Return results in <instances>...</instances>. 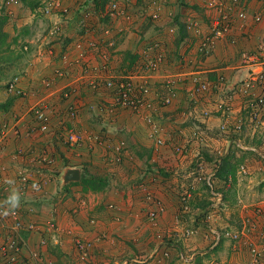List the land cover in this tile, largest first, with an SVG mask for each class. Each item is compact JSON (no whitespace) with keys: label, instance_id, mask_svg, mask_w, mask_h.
<instances>
[{"label":"crops","instance_id":"0c3cea01","mask_svg":"<svg viewBox=\"0 0 264 264\" xmlns=\"http://www.w3.org/2000/svg\"><path fill=\"white\" fill-rule=\"evenodd\" d=\"M87 1L64 0L63 3L71 8L67 16H44L39 11L38 0L22 1L13 6V14L8 16L5 26L12 48L18 44L26 45L24 53L27 52V59L19 75L27 95L18 97L9 94L8 109H0V166L6 167L5 180L0 182V205L13 207L15 203V207L24 213L25 220L43 223L54 218L59 228L54 236L39 231L25 233L27 247L24 253L27 256L30 250L39 249L43 254L40 264H83L72 241L76 233L96 240L91 260L95 264H124V261L157 264L158 259H163V264H195L198 253L205 264L215 261L248 264L247 247L240 242L247 241L250 236L254 239L252 228L249 229L250 236H243L238 231L236 245L224 238L217 245L216 253L209 251L214 248L213 245L208 250L195 251L197 246H193L192 238L181 237L183 226L190 223L183 218L185 211L179 192L181 186L186 185L188 187L182 189L183 193L194 196L191 187L197 181L194 170L195 161L201 157L196 156L200 147L205 144L211 147L208 149L210 152L216 153L215 149L223 150L227 144L226 153L235 143L240 149L232 155V160L245 165L246 173L241 174L238 168L234 177H230V187L224 189L225 194L232 198L231 201L226 198L227 214L206 210L202 213V222L207 225L209 222L216 229H239L238 223L225 219L229 211L248 212V205L254 202L264 205V109L262 118L253 121L250 118L253 116L242 109L246 106L245 96L238 91L239 85L235 86L248 76L249 67L241 64V52L254 50L264 39V20L254 24L250 16V27L245 32L236 29L218 41L211 55L204 56L199 51V44L210 30L203 12L205 0H159L161 16L156 21L150 15L154 0H133L130 8L132 20L120 18L115 21L112 35L115 43L108 47L112 52L111 69L119 73L124 65H129L128 61L135 53H139L141 58L152 56L155 51L147 48L155 42L162 46L165 60L150 75L152 110L136 113L118 107L115 112H110L105 106L108 97L105 100L102 93L96 94L86 86L75 87L73 84L80 75V66L65 64L61 59L66 51L72 60L79 53L74 47L83 33L79 24V9ZM108 1L99 0L102 5ZM258 5L253 1L249 12H256ZM38 16L46 23L42 30L36 27ZM188 18L200 20L202 31L197 33L186 29L184 22ZM170 25L177 27L175 34L167 31ZM54 27L59 28L52 33ZM118 28L123 31L119 32ZM24 32L27 34L23 35ZM100 35L96 33V36ZM90 59L96 62L95 53ZM57 67L65 70L64 76L57 77ZM171 75L179 78L177 96L170 105L163 106L159 103L160 95L164 92L166 79ZM219 76L226 82L219 90L215 88L194 97V77L216 82ZM45 78L51 81L50 87L42 84ZM136 81H141V78H136ZM262 86H256L253 92L264 94ZM69 87L78 88L77 94L79 92V95L73 94L68 99L80 104L79 116L74 120L67 117L68 101L63 97ZM228 89L233 95L231 104L235 113L229 117L216 109V103L226 98L224 90ZM45 98H48L51 112V128L48 132H41L35 129L30 109ZM149 117L151 121H148ZM236 118L245 120V127L238 132L242 137L217 139L220 125L230 122L229 126H233ZM153 123L161 127L168 145L157 147L149 138L147 131ZM14 124L18 125L19 136L12 129ZM64 127L107 135L114 144L125 140V155L123 159H113L114 155L108 154L105 147L89 142L81 148H71L59 136L58 131ZM30 129L34 130L31 134L28 133ZM196 133H206L203 141L194 138ZM214 133H217L216 137ZM250 134L255 135L247 138ZM175 143L186 146V157L174 153L172 146ZM44 153L53 159L51 165L45 166L34 160L41 159ZM70 168L79 169L81 178L86 172L104 177L107 185L100 190H86L79 183L81 178L65 182L64 177ZM22 172L32 173L33 178H44L46 183L39 190L29 189L21 193L15 179ZM194 192L201 193L199 189ZM146 193H153L164 204L156 224L148 216L151 205L145 200ZM93 219L95 221L91 222ZM258 224L256 228L264 227V217ZM70 229L73 230L71 235L68 234ZM42 236L47 241L45 244L41 243ZM210 243L207 241L208 246ZM165 250L170 251L167 258L163 256ZM200 261L198 258L199 264Z\"/></svg>","mask_w":264,"mask_h":264},{"label":"built area","instance_id":"2783aa9c","mask_svg":"<svg viewBox=\"0 0 264 264\" xmlns=\"http://www.w3.org/2000/svg\"><path fill=\"white\" fill-rule=\"evenodd\" d=\"M39 11L44 16L60 14L67 16L70 14L71 8L65 5L64 0H38ZM255 1L258 3L256 12H249V5ZM133 0H109V2L99 5L96 0H88L79 9V24L82 28V36L75 42L74 47L79 51L78 55L72 60L67 51L62 54L61 59L65 64L78 65L81 68L80 75L74 80L75 87L86 86L94 93H102L105 101V106L110 112H115L118 107H124L133 110L136 113H141L143 110H152L154 108L153 100L150 97L152 85L150 75L157 71L160 65L165 60V52L159 42L153 43L147 48L149 51H155L152 56L141 58L132 66L124 65L123 69L116 73L111 69L112 52L109 48L115 43L113 39V30L115 21L120 18L132 20L133 14L130 11ZM21 4V0H0V15L13 14V6ZM153 10L150 15L153 20H159L161 13V2L154 0L152 2ZM203 12L207 18L210 30L207 31L201 38L199 51L202 55H211L217 46L218 41L224 39L236 29L245 32L250 27L249 18L252 16L253 23L259 24L264 20V0H205L203 4ZM96 19V20H95ZM99 23L102 25L100 26ZM185 27L188 30L197 33L202 31L201 21L194 18H188L185 22ZM105 24V25H104ZM59 27H54L52 33ZM119 32L123 29L118 28ZM170 34L177 32L175 25H170L167 28ZM101 33L96 36V33ZM109 47V48H108ZM95 53L96 62L93 63L90 56ZM241 64L249 67L247 78L240 81L235 86H238V91L247 97L253 98L252 105L258 107L254 109V114L260 113V106H264V96L255 95L252 91L256 86L264 85V39L260 41L254 50H244L241 52ZM57 77L65 75V70L62 67H57L55 70ZM141 78L137 82L136 78ZM20 75L14 76L7 84V91L10 94L19 97L27 95L26 90L21 86ZM219 82H211L201 77H194V85L192 92L194 97L213 90L218 84H225L224 78L219 76ZM179 78L177 76H169L164 84V93L160 95L159 103L163 106L170 105L177 96ZM223 82V83H222ZM42 84L45 87L51 86V81L42 79ZM69 87L65 90L63 97L66 98L67 107L66 114L70 119H76L80 113V104L70 101L69 98L73 94H77L78 88ZM79 95V92L78 94ZM233 95L228 93L225 102L219 103L218 108H230L229 100ZM48 98L40 99L30 112L36 123L37 130L48 132L51 128V112L49 110ZM193 98L192 100H194ZM151 121V118H148ZM17 124L13 125V130L19 136ZM35 128V129H36ZM34 130L30 129L29 134ZM60 138L71 148H81L87 142L93 145L105 147L108 154H113V159H123L127 149L125 140H120L114 144L106 135L86 132L74 127H64L58 131ZM149 137L152 138L157 147L166 144L165 137L159 134V128L153 124L149 131ZM181 151V150H180ZM41 159H34L42 164L51 165L53 159L45 153ZM4 170L6 167L0 166V182L5 180ZM16 182V181H15ZM17 185L21 193L27 192L29 189L39 190L46 183L44 178H33L29 173H21L17 177ZM215 200L221 201L223 194L212 191ZM146 202L151 205L148 212L149 218L156 224L158 215L164 210L162 201L155 197L153 193H146ZM216 205V203H214ZM5 213H7L5 215ZM93 219L91 222H94ZM59 228L56 225L55 219H49L46 222L38 223L32 220H25L24 213L18 207H8L0 205V264H40L43 254L39 249L30 250L29 255L24 253L27 247L25 233L32 232H48L53 236L58 234ZM223 232L229 234V231L214 230L218 241L221 239ZM73 230L70 229L68 234L71 235ZM100 237V236H99ZM101 238V237H100ZM233 239H239V233L232 235ZM60 243V240H57ZM72 241L75 243L79 252V259L83 264H95L92 262V249L96 243L95 239L83 237L80 234H74ZM45 238H41V243L45 244ZM257 246H252L251 254L253 264H263L264 253ZM264 250V247H263ZM170 255L169 250L163 252V256L167 258ZM183 257V255L181 256ZM129 261H124V264H130ZM157 264H163V259H158Z\"/></svg>","mask_w":264,"mask_h":264},{"label":"rangeland","instance_id":"374dc122","mask_svg":"<svg viewBox=\"0 0 264 264\" xmlns=\"http://www.w3.org/2000/svg\"><path fill=\"white\" fill-rule=\"evenodd\" d=\"M96 2L99 5H102L99 2V0H96ZM37 24L38 25H36V27L41 29V30L46 26L45 20L41 16H38ZM16 44H18V43H16ZM25 46L23 44H21V45L18 44L16 46V48H12L11 44H10V47L7 48L6 52H3L0 54V103H7L10 101L9 100L10 99L9 98L10 92L7 91V84L9 83V81L14 76H17V74L19 75L20 71L24 70L23 66L25 65L26 59H27V56H26L27 52L24 53V51L26 50ZM217 82H219V79L217 80ZM223 82L226 83L225 80ZM213 83H215V81ZM218 85L219 86H216L213 89L216 88L219 90V87H222L224 84H218ZM260 86L263 87L262 85H260ZM226 91H229V92H226ZM224 93H226L225 95L227 97L228 93H230V90L229 89L224 90ZM262 95L264 96V94H262ZM245 98L246 99L244 102H245L246 106H245V108L242 107V109H246L248 111L247 113L248 114L250 113L253 116V118L250 117L253 121H256V120L259 121L262 118L261 114H262V111L264 109V106H260V108L262 109L260 111V113L254 114V109H258V107H256L255 105H252V102L254 100H251V99H253V98L250 99V97H247V96H245ZM225 100H226V98L221 99V101H218L216 103V109L218 111H221L222 113L225 114V116H228V117L235 115V113L233 112L234 111L233 105L231 104L232 99L228 101L229 104L231 105L230 108H228V107L227 108H225V107L224 108H218V104L225 102ZM193 106H195V105H193ZM145 110H148V109H145ZM234 120L236 122L235 124H233L231 122L233 124V126H229L230 122L228 123L225 121L227 123V125H225V124L220 125V129L218 130L217 137H216L217 133H214L213 136H215L217 139H218V137H224L228 140L239 138L240 135L238 134V132L241 131L243 129V127H245L244 126L245 120H243L242 118L241 119L236 118ZM253 123H255V122H251V124H253ZM150 126H151V124H150ZM157 127L159 128V134L163 135V133L161 131L162 130L161 127L158 124H157ZM151 128L152 127L148 128L147 133L150 131ZM221 128L224 130H222ZM214 129L216 132L217 127H215ZM205 134L206 133H203V134L196 133L194 138L199 139L200 141H203V137H204L203 135H205ZM254 135L255 134H250L249 136H247V138L252 137V136L254 137ZM240 137H242V136H240ZM150 139H152V138H150ZM167 142H168V140L166 139V144H167ZM172 147H173L172 149L176 155H181V156H185V157L188 155L186 146H182V145H179L178 143H175ZM210 148H211L210 146H207L204 144V147H200V153L196 155L198 157H200V156L201 157L197 162L195 161L196 166L194 165L195 166L194 175L197 177L196 178L197 183L194 182L193 186L191 187L192 191L194 193V196L192 197V196H189L188 193H183L184 190H182V189H185L186 187H188L186 185L181 186L182 187L180 189L181 192H179L180 193V202L182 203V206H183L182 209L185 211V212H183V218L186 221H189L188 223H190V225H185L186 227L183 226V228L181 230V232H182L181 237L192 238L191 242L193 243V246H197L195 248V251L196 250L205 251V250H208L209 247L213 245L214 248L212 250H209V251L211 252L214 250V253H216V252H218V249L216 248L217 245H219V243L224 238L226 240L233 241L236 245L237 239L233 240L232 235H235L236 233H238V231H240V233H242L243 236H250V230L249 229L252 228L254 231V233H253L254 239L251 236L247 237V238H250L253 241L248 239L247 241L244 240L240 243L244 244L247 247V251H248V255H249V260H248L249 263L248 264H253V260H252L253 257L251 254L252 246H254V245L257 246L258 248L262 249L261 251L264 253V250H263V247H264V227L262 226V228H260V226H258L256 228L258 222H260V219L264 217V210H263L264 205H263V203H260V202H254L253 203L252 202L253 206L248 205V208H249L248 212L244 211L242 213L241 211H238L236 209L235 210L233 209V211H229L228 217H225V219H227L229 221H234L235 223H238L237 228H239V229H231V228L219 229V228H217L218 231H229V234H226V232H223L222 237H221V239H219V241H218L217 235L214 233V230H217L216 227L212 226L209 222H208V225L204 224V222H202V220L204 218V214H202V213H206L207 212L206 210L215 211L217 214H220V212H223L224 215L227 214L228 209L225 206V203L227 200L231 201L232 198H231V196H229V194L228 195L225 194L224 189H227L230 187L231 182H232V178H230V177L233 175H232V173H229L226 176H225V174L220 175V176L218 175L220 168H222V166L224 164V161L229 163V164H227L229 171H230V169L231 170L234 169L235 172L237 173V169L240 168L241 174L246 173V166L245 165H242V164L239 165L241 163L240 161L237 160V161L233 162V160H232V155L234 156V153L238 152L240 149V148L236 147L235 143L232 144V146L230 147V149L226 153H224V152L227 149V144L225 145L223 150L222 149H215L216 153L210 152V150H208ZM20 174H18L17 177ZM30 176H33V174L30 173ZM15 181L17 182V179H15ZM196 189H199V191L201 193L196 194L194 192V190H196ZM189 190L191 191V189H189ZM213 190H215L216 192H220V193L222 192L223 193V199L221 201L214 199L215 197L212 194ZM226 198H227V200H226ZM262 199L264 200V198H262ZM214 203H216V205ZM256 221H258V222H256ZM207 241L208 242L211 241L209 246L207 245ZM229 244H230V242H229ZM238 246H240V245H238ZM202 255L204 256V254H202ZM215 255H217V254H215ZM195 258H196L195 264H199L198 258L201 259V261H200L201 264H205L200 253H198V255H196ZM222 258H219V259L221 260ZM226 258H228L227 253H226ZM217 259H215V260H217ZM210 263L211 264H224V263L218 262V261L210 262ZM262 263L264 264V259H262ZM225 264H229V263L226 262Z\"/></svg>","mask_w":264,"mask_h":264},{"label":"trees","instance_id":"16d2710c","mask_svg":"<svg viewBox=\"0 0 264 264\" xmlns=\"http://www.w3.org/2000/svg\"><path fill=\"white\" fill-rule=\"evenodd\" d=\"M22 1L26 2V0H22ZM7 22H8V16H6L5 14H1L0 15V54L3 52H6L7 48H9L11 44L9 41V34L5 29ZM22 34L25 35L27 33L24 32ZM140 59H141L140 54L135 53L133 56H131V60L128 61L129 66H132ZM9 105H10V102L0 103V109L6 110L8 109ZM227 164L229 163L224 161L222 168H220L219 170V173H218L219 176L223 174H225L226 176L229 173H232V175L234 176L235 170L230 169L229 171ZM79 183H81L84 189L86 190H100V189H103L107 185L106 178L101 177V176H95L87 172L83 174Z\"/></svg>","mask_w":264,"mask_h":264},{"label":"water","instance_id":"95a60500","mask_svg":"<svg viewBox=\"0 0 264 264\" xmlns=\"http://www.w3.org/2000/svg\"><path fill=\"white\" fill-rule=\"evenodd\" d=\"M81 178V175H80V170L77 169V168H70L65 177H64V180L65 182H69V181H79Z\"/></svg>","mask_w":264,"mask_h":264},{"label":"clouds","instance_id":"9594fccd","mask_svg":"<svg viewBox=\"0 0 264 264\" xmlns=\"http://www.w3.org/2000/svg\"><path fill=\"white\" fill-rule=\"evenodd\" d=\"M21 3H22V0H21ZM6 16H8V15H6ZM17 96V95H16ZM19 97V96H18ZM32 115H33V113H32ZM34 118V117H33ZM35 121V120H34ZM35 128H36V126H35ZM37 129V128H36ZM222 193V192H221ZM223 194V193H222ZM222 199H223V196H222ZM16 206V204L14 203L13 204V207H15ZM7 213H5V215H6Z\"/></svg>","mask_w":264,"mask_h":264}]
</instances>
